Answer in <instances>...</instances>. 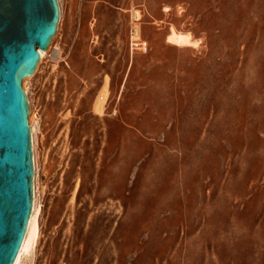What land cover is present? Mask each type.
Returning a JSON list of instances; mask_svg holds the SVG:
<instances>
[{
	"label": "rangeland",
	"instance_id": "374dc122",
	"mask_svg": "<svg viewBox=\"0 0 264 264\" xmlns=\"http://www.w3.org/2000/svg\"><path fill=\"white\" fill-rule=\"evenodd\" d=\"M58 2L23 80L39 237L22 264H264V0ZM138 9L150 49L131 55Z\"/></svg>",
	"mask_w": 264,
	"mask_h": 264
},
{
	"label": "water",
	"instance_id": "95a60500",
	"mask_svg": "<svg viewBox=\"0 0 264 264\" xmlns=\"http://www.w3.org/2000/svg\"><path fill=\"white\" fill-rule=\"evenodd\" d=\"M58 0H0V264H14L33 208V151L23 80L49 48Z\"/></svg>",
	"mask_w": 264,
	"mask_h": 264
},
{
	"label": "bare ground",
	"instance_id": "6f19581e",
	"mask_svg": "<svg viewBox=\"0 0 264 264\" xmlns=\"http://www.w3.org/2000/svg\"><path fill=\"white\" fill-rule=\"evenodd\" d=\"M60 6V5H59ZM167 41L171 44H174L179 47H186V46H196L199 44L198 40H194L193 36L190 32H180L172 29L170 34L167 36ZM47 52L45 51L41 58H44L46 56ZM106 83V82H105ZM105 84L102 88L101 94L98 95L94 108L97 113L102 114L104 110L105 100H106V89ZM33 130L34 129V123H33ZM39 210L36 204V201L34 202L32 213L30 215L29 224L27 228V232L24 238V241L22 243L21 249L18 253V256L14 262V264H22V259L24 256L30 255L37 243L38 237H39Z\"/></svg>",
	"mask_w": 264,
	"mask_h": 264
},
{
	"label": "built area",
	"instance_id": "2783aa9c",
	"mask_svg": "<svg viewBox=\"0 0 264 264\" xmlns=\"http://www.w3.org/2000/svg\"><path fill=\"white\" fill-rule=\"evenodd\" d=\"M144 16L143 10H134L129 22V53L147 54L150 49L149 41L142 34L141 22Z\"/></svg>",
	"mask_w": 264,
	"mask_h": 264
},
{
	"label": "trees",
	"instance_id": "16d2710c",
	"mask_svg": "<svg viewBox=\"0 0 264 264\" xmlns=\"http://www.w3.org/2000/svg\"><path fill=\"white\" fill-rule=\"evenodd\" d=\"M82 190H83V183H82V185H81V187H80V190H79V196H80Z\"/></svg>",
	"mask_w": 264,
	"mask_h": 264
}]
</instances>
